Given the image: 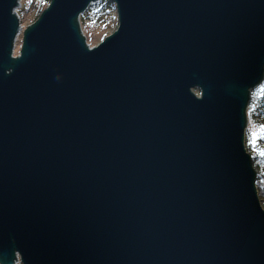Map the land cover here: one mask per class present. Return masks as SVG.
<instances>
[{
  "label": "water",
  "instance_id": "1",
  "mask_svg": "<svg viewBox=\"0 0 264 264\" xmlns=\"http://www.w3.org/2000/svg\"><path fill=\"white\" fill-rule=\"evenodd\" d=\"M0 0V264H264L246 146L264 0ZM200 90V96L196 93Z\"/></svg>",
  "mask_w": 264,
  "mask_h": 264
},
{
  "label": "rangeland",
  "instance_id": "2",
  "mask_svg": "<svg viewBox=\"0 0 264 264\" xmlns=\"http://www.w3.org/2000/svg\"><path fill=\"white\" fill-rule=\"evenodd\" d=\"M42 1L43 0H23V6L22 8L20 7L19 9V16H21V21L24 29L27 28L36 20V17L38 16L43 6L41 5ZM101 17H102L101 22L106 20L105 24L98 22L96 20V17L94 19L93 18L91 19V24L87 22L83 24L84 20L81 21L82 29L86 33V34L84 33V35L85 36L87 35V41L89 42L91 48L98 46L101 42L104 41L106 37L112 34L118 27L117 13L115 17L109 15L108 13H106ZM21 42H22V35L20 37L18 51L20 50ZM18 51L15 52V55L18 53ZM195 91L200 96V90L198 91V89H196ZM247 117H248V125L250 126V135H251L250 137V135L248 134V139H250L252 143L258 142V151L264 150V140L261 141L258 140V137L262 134L261 126H264V106L260 103V100L254 91L251 92V98L247 109ZM253 133L256 134L255 139H253ZM254 165L259 169L258 173L264 170V163L262 164L259 163L258 159L254 160ZM259 197L264 207V199L263 197L260 196V194ZM16 264H22L20 256Z\"/></svg>",
  "mask_w": 264,
  "mask_h": 264
},
{
  "label": "trees",
  "instance_id": "3",
  "mask_svg": "<svg viewBox=\"0 0 264 264\" xmlns=\"http://www.w3.org/2000/svg\"><path fill=\"white\" fill-rule=\"evenodd\" d=\"M51 0H43L42 1V8L38 14V16L36 17V19L41 15L42 11L49 5ZM106 13H108L109 15L115 17L117 11H116V6L115 3L112 0H102L100 2H97L93 5H91L88 9V11L83 14L80 18V21L84 20L83 24L85 22L91 24V19L96 17V20L100 23H106V20L101 22V19L103 15H105ZM111 18V17H110ZM86 34V33H85ZM87 38V35H86ZM199 91V89H198ZM259 100L260 103L264 106V81L263 83L257 87L256 89L253 90ZM248 134L250 135V126L248 125L247 129H246V145H247V150L249 151V153L252 155L253 159H258L259 163H264V150H259L258 151V142L256 143H252V141L250 139H248ZM251 137V135H250ZM258 140H264V133H262L259 137ZM257 187H258V192L260 194L261 197H263L264 199V170H262V172L257 173Z\"/></svg>",
  "mask_w": 264,
  "mask_h": 264
},
{
  "label": "bare ground",
  "instance_id": "4",
  "mask_svg": "<svg viewBox=\"0 0 264 264\" xmlns=\"http://www.w3.org/2000/svg\"><path fill=\"white\" fill-rule=\"evenodd\" d=\"M19 2H20V5L15 9V11H17L16 13L18 14V16H19V9H20V7L22 8V6H23V0H19ZM21 18V16L19 17V19ZM20 21H21V19H20ZM21 27H22V31L18 34V36L19 37H17V45H16V52L18 51V47H19V42H20V37H21V35H22V32H23V30H24V28H23V24H22V21H21ZM81 28H82V26H81ZM82 31H83V33H85L84 32V30L82 29ZM87 39V38H86ZM88 44H89V42H88ZM15 57L17 56V55H14Z\"/></svg>",
  "mask_w": 264,
  "mask_h": 264
},
{
  "label": "snow or ice",
  "instance_id": "5",
  "mask_svg": "<svg viewBox=\"0 0 264 264\" xmlns=\"http://www.w3.org/2000/svg\"><path fill=\"white\" fill-rule=\"evenodd\" d=\"M261 132L264 133V126H261ZM255 137H256V134L253 133V139H255Z\"/></svg>",
  "mask_w": 264,
  "mask_h": 264
},
{
  "label": "built area",
  "instance_id": "6",
  "mask_svg": "<svg viewBox=\"0 0 264 264\" xmlns=\"http://www.w3.org/2000/svg\"><path fill=\"white\" fill-rule=\"evenodd\" d=\"M17 12V11H16ZM18 17H20V16H18ZM21 19V18H20ZM19 37V36H18Z\"/></svg>",
  "mask_w": 264,
  "mask_h": 264
}]
</instances>
